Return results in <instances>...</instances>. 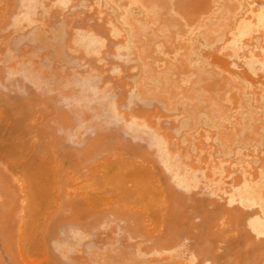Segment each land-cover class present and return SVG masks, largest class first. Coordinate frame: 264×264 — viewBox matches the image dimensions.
<instances>
[{
  "label": "bare ground",
  "instance_id": "obj_1",
  "mask_svg": "<svg viewBox=\"0 0 264 264\" xmlns=\"http://www.w3.org/2000/svg\"><path fill=\"white\" fill-rule=\"evenodd\" d=\"M5 1L0 0L3 3ZM19 1L18 7L11 0V3L15 4L20 10H18L19 12L13 11L17 16L11 13L13 4L10 5L11 9H7V3L10 1H6L4 6L1 7L2 9H7V13L8 10H11L9 15L12 14L10 17L14 16L12 19L6 11L0 10V19L5 24L2 25L0 20V30L3 29L1 30L2 33H0L2 35H0V56L3 55L0 57V72L3 70L7 74L1 72L2 76L4 74L7 77L5 76L3 80H0L2 85L0 86V91L2 90L0 93V123L4 119V114H2L4 108L2 109L1 105H4L5 110L8 112L7 114L5 112V117H7L5 120L9 119L8 117L11 119L19 117L21 113L20 109H18L19 105H27L26 107L28 108L35 106L39 115H37V112L35 113L36 108H33L34 111L30 108V111L32 110L35 116L33 114L30 116L31 112H28L29 116L26 115V119L22 118L25 121L23 120L24 122L18 125L22 127H19L20 131L15 127L16 132L19 131L18 133H10L11 125L13 127L16 124L13 125L12 123L10 128L6 125L7 128L5 129L9 131V133L7 132L9 135L7 134L8 136L2 139V143L0 139V144H2L0 146V155L5 158L3 160L0 157L2 159L0 160V264H64L65 262L66 264H199L195 260L198 255H194L202 247H205L206 250L205 248L204 251L201 249L200 254L201 252V256L205 254L209 247H207L206 243H209L212 234L218 240L215 235L217 230H211V233L208 227H202L199 232L197 228L196 231L190 229V233L198 232L194 236L199 241H202L204 246L199 245L200 242L197 243L198 240L196 241L195 237H192L198 246L197 244L193 245V251L188 252L189 254L185 253V249L182 250L184 243L179 246L182 251L178 248L180 244L175 239L178 238V233L181 232L179 230L185 232L192 227L189 226L192 223V219L188 222L187 218L192 215L190 214L191 210L194 209L195 212L197 211L196 208L199 210L201 207L200 210H203L200 211V219L205 220V224L208 219L210 220L209 217L211 215L208 218L206 217L207 221L202 218L207 213V210H205V204L207 203L202 204L201 200L196 199L201 202L200 205H205L204 208L198 202L199 206H196V208L183 207L190 211V215L187 217L186 213L188 211L186 209L182 208L185 213L179 210V207H181L179 205L181 200L179 197L184 195V191H189L190 195H188V198H192L191 190L196 189L197 191L194 190V192L201 193L202 188L206 189L207 193H204L206 190L203 189L204 194L201 195L209 194L206 196L212 200L213 206L219 205V203H214L215 201L213 200L217 202V197L221 193L226 194V203L232 204L230 207L228 205L224 206L223 203L221 206L219 205V209L224 206L223 211L228 208L224 213H219V210H216L218 213L215 210H211L212 212L215 211V219H217L220 228V232L217 235L218 237H224V240L219 239V241L225 242L226 239L237 234L240 240L243 239V244L241 245L240 240L237 239L239 244L237 243L236 246L232 241H227L228 245L233 244L235 248L232 249L231 247L234 246L231 245L229 248L232 251L231 257L227 258L230 256V252L227 251L229 255L227 253L228 256L226 258L230 259L233 255L234 261L239 262L243 257L242 255H245L244 258L249 259L247 260L248 262L246 259H242L245 264L246 262L247 264H264V248L259 249L264 244L260 242H264V156H261L264 151H260L263 154H259L258 151L262 149V144H264V0H93L92 2L90 0H86L87 2L76 0L79 3L78 6L83 5L82 8L77 6L75 0ZM69 1L71 5L75 2L74 4L76 5H73V7L77 6L80 9H78L79 12L84 8L80 17L78 16L79 13L77 12V15L75 12L78 11L77 9H73L72 6L70 7L71 9L68 8L70 6V4H67L70 3ZM92 4L98 7L95 8ZM84 5L86 6L84 7ZM38 6L39 8L41 7V12L35 11ZM54 6L57 7L54 8L55 10H59L54 11L52 8ZM86 7L88 8L87 10ZM91 8L93 9L91 10ZM199 8L205 11V15L203 14L204 11L201 13ZM66 10L70 13L66 12L63 16L68 15V17L62 16V18L59 17L60 15H55V12L60 11V14H62L61 11L64 13ZM70 10H75L73 12H75L78 19L74 14L72 15L73 12ZM85 10H90L92 13L88 12L91 13L88 14L86 12L85 14ZM197 11H200L201 14ZM93 12L95 13V18L93 19L96 21L99 19V21L96 23L93 20L95 24L91 25L89 21L91 17H94ZM43 13L46 17H48V14L50 16L54 14L52 17L61 18L60 20H58L59 18H54V21L56 19V21L62 22L65 19L66 23L63 21L65 26L61 27L63 23L59 22L58 24L55 21L57 25H60L55 29L57 25L52 23L53 18L51 17V24V20L48 21L47 18L44 20L45 16ZM33 14L36 18H34ZM41 16H43V19H41ZM83 16H86L85 19ZM6 17H9L10 21L12 20L11 26H8L9 21L5 20L8 25L4 22ZM68 18L74 23L77 22L78 27L73 24L72 29L70 26L71 21H66ZM72 18L75 19L73 20ZM79 22L82 25L84 24V27ZM3 26L4 28L7 26L6 29L9 27L10 31L6 33V29L2 28ZM26 26L30 27V29L28 30ZM48 26H51V28ZM63 27H65L66 31ZM24 28L25 34L23 35L19 31L23 32ZM12 31L17 33L15 37L10 36ZM60 31L67 32L66 37L63 36L65 33L61 36ZM256 31L258 34L254 35L253 33ZM18 32L24 37L27 36L25 37L26 39L33 37V40L36 39L35 42L38 39L40 42L38 41L39 43L37 44L32 43L34 42L33 40L28 39L29 41H27L30 42V45L39 44V47L36 46V49H34V45L30 46L27 44L30 48L26 45L24 48H14L15 51L18 50L20 53L14 52L13 49L11 51V44L7 42V37H10L8 38L9 41H11V38L12 40L13 38H18L12 41L13 43L15 42V46L19 43L22 44L21 42L23 41L21 40L24 37L21 35L20 37ZM101 32L105 33L104 36L102 35L103 37ZM32 33L35 34L32 35ZM108 34L111 38H108ZM227 34H229V37ZM17 35L18 37H16ZM57 35L63 37L60 40L69 37L61 42L65 45L63 47V50L65 49L64 52L60 49L62 45H59L60 40H58L59 37ZM55 37L58 38L56 40L59 43L54 42ZM243 37L247 40L242 39ZM252 38H254V41ZM27 41H24V43L26 44ZM49 42H54L56 44L54 47L59 45V49L54 50V43L47 49ZM5 44L10 46L6 47ZM51 47L54 48V51L63 52L61 53L63 55H65L66 50L68 52H66L67 55L71 50L77 51L76 53L73 51L70 53L71 58L73 56L75 61L76 59L78 61L81 57L88 58L89 56L88 62L90 63L93 59L92 56H96L97 58L94 57L95 61L91 62L94 64L98 63L99 66L97 64L92 66L93 63L88 65V62L85 61L87 59L84 60L83 58L81 59L87 64L81 59L80 62L84 63V65L81 64L84 67L87 65L85 67L86 70L84 67H80V63L79 66L77 65L79 61H76L77 64H72L74 62L71 59L72 67L64 64L65 62L60 61L61 59L59 60V58H57L58 61H55L54 57L56 55L51 51ZM41 48H44L42 50H47V52L42 51L44 55L40 53ZM257 48L259 53L254 50H257ZM239 49L247 51H244L245 56L242 59L245 68L243 67L244 69L238 72L232 70L229 64L235 63L234 61L232 63L231 59L235 60L236 57H240ZM49 50L54 55L50 57L57 65H53L51 58L48 59V54L51 55V52H48ZM35 51L40 53V55ZM244 53L242 52L241 54L244 55ZM61 54L58 53L57 56L59 57ZM74 55L77 56L75 57ZM105 55L113 57L114 59L110 57L113 61L107 59L108 56ZM234 56L236 57L233 58ZM46 57L51 62L47 61ZM227 57L228 59H226ZM229 57L231 58L230 62H228ZM98 59H100V62ZM115 59H119L118 61L124 63L125 66L121 65L122 62L120 65L124 66L125 70L120 65H116L118 61ZM46 62H49V64L46 65ZM59 62L62 63L60 64ZM103 62L109 64V68H106L107 65ZM76 65L78 66L77 68ZM102 65H106L105 68ZM65 66L66 68H64ZM67 66L70 71H67L69 70ZM98 67L100 68L98 69ZM73 70L75 73H72ZM75 70L77 72L78 70H84V72H78L77 75ZM257 71H261L262 74H257ZM110 75L112 77H109ZM8 77L13 78L14 81L10 80L12 78L9 80L12 84L14 83V86H11L10 81V84H8ZM16 77L18 80L15 79ZM53 80L56 82L54 85H57L55 88H51ZM2 81L4 84H2ZM22 81L27 82L30 87L25 83L26 85L23 84L24 86L22 87L26 88L19 89L20 87L17 86L22 85ZM49 82L52 84H49ZM5 87L8 89L13 88L11 98L14 99L17 98L15 97L17 96L15 92L18 89L19 93H24L23 89L31 88V90L28 94L22 93V95L18 96L22 97V99H19V103L7 96L11 92ZM51 91L55 94L53 93V95ZM63 106H66V108L64 109ZM27 111L29 110L27 109ZM27 111L23 112L24 115L27 114ZM24 115L22 114L21 117H24ZM76 117L77 121H80L78 125L76 121L77 128L79 127L81 131L75 128V124H71L73 120L75 123L76 119L72 118ZM80 117L82 120H80ZM8 121H4L5 124L9 125L11 123V121L9 123ZM70 121L71 123H67ZM4 122V126L0 125L1 128L5 127ZM12 122L14 121L12 120ZM20 122H22L21 119ZM70 124L71 126H69ZM66 125L69 127L67 128ZM63 127L65 128L63 129ZM82 127L83 130L86 127V129L90 130H84L86 132L84 135L82 134ZM61 129L63 132L66 129V132L63 133ZM111 129L112 131L115 129L117 136L122 129L121 133H123V130L125 134L129 133L131 140H144V145L140 144L142 146L139 147V152L135 146V149L131 146L134 150H129L130 148L128 147L125 149L124 143L121 141L125 139H122L124 136H121L122 138L119 137L120 141H117L119 140L117 136L116 140H107V135L109 134L110 136L114 133V131L112 133L108 131ZM11 130L14 132L13 128ZM53 130H57V133L61 131L63 134L59 132V136L64 135L65 137L67 132L68 136L72 131L74 134L77 131L78 138L76 134L72 133L70 135H74L79 141L81 138L85 141L81 140L82 144L80 145L77 141L78 146L75 144L77 140L74 139L75 137L68 136V138H65L62 136L67 141L71 139V143L73 139L75 140L72 144L65 141L69 143V145L67 144L68 146L62 140L64 146L61 144V138ZM91 131L92 133H90ZM35 132L36 134L38 133V137H41L38 138L36 134H33ZM3 133L5 137L6 132ZM86 134L90 137H87ZM81 135L82 137L80 138ZM107 141L111 142V146ZM126 141L124 140V142ZM73 144H75L74 150L66 149L70 148V146L73 149ZM259 145L262 146L257 147ZM29 149L33 153L29 152L28 155L27 151ZM126 151L132 152L127 153ZM248 151H251V153ZM256 151L257 157L255 156ZM133 152L136 155H133ZM252 153L255 156L253 158L251 156ZM247 156L251 157L247 158ZM67 157H70V159L75 157V159L70 160ZM231 157L232 159H230ZM260 157L263 160H260ZM63 158H66L69 164L65 163ZM69 161H73L72 163L75 166L77 164L78 167L75 168ZM80 162L84 163V165ZM256 162L261 164L258 163V165ZM63 163L68 166H64ZM82 166V170L85 169L83 170V172L85 171L84 173L81 171ZM84 166L87 167V170ZM13 167H15V171L11 170V168L14 169ZM78 168L80 169L79 172H82L81 174L76 171V169L79 170ZM159 172L160 176H158ZM162 175L164 177L161 179ZM227 176L235 181L230 180L232 183L227 182L228 184H225ZM162 180L164 181L162 182ZM200 182H202L204 187L202 185V188L200 187ZM236 182L237 184L235 185L234 183ZM230 183L233 185H229ZM228 186H230V189ZM172 188H176L174 190L177 191L176 193L179 196L175 192L172 194V191H174L171 190ZM198 188L201 189V192H198ZM177 189L183 191L181 195V191L178 192ZM170 193L172 197H178V203L176 201L177 198H174L176 203L171 199L170 201L168 200L171 197ZM212 195L213 197L215 196L214 199L211 198ZM220 197L219 199L224 198L221 195ZM182 198L184 200V197ZM193 198L195 197L193 196ZM196 200L195 202L190 201V205H194ZM184 201L181 204L184 205L186 202ZM185 205H188L187 202ZM240 206L246 207V209L254 206L255 211L252 210L256 213L250 210L253 215L252 217H247ZM231 207L236 208L233 209ZM215 208L218 209L217 207ZM211 211L209 209V213ZM260 211L261 213L259 214ZM173 213H179V217ZM182 213L185 215L183 216ZM196 213H199V211ZM80 214H83V216ZM170 217L171 219H169ZM173 217H181L176 219L180 221H183L185 217L187 218L185 223L183 222L186 220L182 223L177 221L179 224H183L182 228H185V231L179 225L176 227L177 222L174 223L175 226L174 224L172 225V222L175 221L172 220L174 219ZM243 217L246 219V224L245 222L243 223ZM84 219L86 220V223L84 221L85 226L82 225L84 224L83 222H80ZM164 219L167 221H163ZM215 219L213 217L211 222ZM231 219L233 222H230ZM203 220V223L200 224H204ZM68 221L70 223L79 222L81 226L71 223L75 229H72L73 226L71 224L65 227L66 224L64 222ZM87 221H89L88 225ZM93 221H97L98 225L96 222L94 223L100 229L109 230L115 228L114 231L117 232H119V229L120 231L122 230L121 233H117L111 229L110 233L108 231L106 233L111 235L114 233V237H117L116 235L119 237V234H121L120 238L129 242V246H127V242L125 243L124 240H120L118 237L111 241L110 239H113V236L112 238L109 236V238L102 229L100 231H103L104 237L106 236L103 238L104 241L106 238V241H109L106 243V241L101 240L104 243L102 245V243H99L101 241L94 242L91 240V244H89V233H95L94 231L97 229L99 231V228H95L96 225L92 223ZM162 222L164 224L167 222L166 226ZM112 223V226L115 225L114 227L111 226ZM186 223L189 224L187 225ZM241 223L244 224V226L242 225L243 230L241 227L239 230L241 229L244 233L245 227H248L250 230L245 231L246 237H251L249 232H253L254 237H259L260 246L253 243V239L252 242L250 238V241L247 240L248 238L246 239L245 235L238 230L236 226L238 224L241 226ZM60 224H64V227L68 230L62 229V231L67 232L65 235L64 231L63 235L58 232V230L61 231L59 228L63 226ZM161 224L162 227H160ZM167 224L169 229L163 228H167ZM184 224H186L185 227ZM57 225H60V227ZM86 225L88 228L91 225L95 226L94 229L91 227L94 231L92 229H90L92 231L89 230L90 232L85 231V228L88 229ZM105 225H110L109 227L111 228L108 226L104 227ZM53 226H57L58 230H55L56 228L52 229ZM82 226L85 227L83 230ZM118 226H120L119 229ZM123 226L125 230L122 229ZM200 226L198 227L200 228ZM125 227H129V231ZM175 227L180 229L174 230L176 229ZM186 227L189 228L186 230ZM50 229L52 232L53 230L57 232L54 231L52 234H55L50 236ZM126 230L128 232L131 230V232L127 233ZM97 231L96 233L100 232ZM56 233L59 234L56 235ZM101 233L98 235H101ZM135 233H138L139 236ZM192 233L191 236H193ZM209 233L210 236L208 235ZM241 233L245 238L242 237ZM95 234L91 235V237H96L97 235ZM47 235L50 238L56 235L58 240L52 239V241ZM134 235L135 238L138 237L140 240L132 241ZM260 236L263 238L261 239ZM85 239H88L87 242ZM193 239L192 244H194ZM82 240L89 244L86 245L87 248L83 246L86 244L85 242L84 244L82 243L83 245L81 244ZM148 240L150 244L152 243L151 245L149 244L150 246L147 244ZM212 240L214 241V238ZM174 241L177 246H175ZM143 242L147 244V247H144L145 244ZM95 243H99V245ZM213 243L214 246L211 243L212 246L208 250L214 252V257V255H218L222 251L219 250L222 247L216 241ZM254 244L258 248H253L255 247ZM215 245H218L219 249ZM140 246L144 247V249ZM209 251L206 253L209 254ZM1 252L6 256L7 260H5L8 262L3 260L5 256H2ZM49 252H51V256ZM222 254L220 253L219 255L221 256ZM186 255L187 257H185ZM210 255L212 256L211 253ZM225 255L223 254L221 257L227 262ZM230 260L233 261L232 259ZM229 263L232 264L233 262L229 261ZM244 263L242 262V264Z\"/></svg>",
  "mask_w": 264,
  "mask_h": 264
},
{
  "label": "rangeland",
  "instance_id": "obj_2",
  "mask_svg": "<svg viewBox=\"0 0 264 264\" xmlns=\"http://www.w3.org/2000/svg\"><path fill=\"white\" fill-rule=\"evenodd\" d=\"M2 1H5V0H2ZM6 1H7V2L10 1V2H8V3H11V0H6ZM6 1H5V3H6ZM12 1H14L13 3H15L16 5H18V1H19V0H18V1H17V0H12ZM16 1H17V2H16ZM45 1H47V0H45ZM84 1H86V0H84ZM88 1H89V0H88ZM90 1L92 2L93 0H90ZM69 2H70V1H69ZM75 2H76V0H75ZM75 2H74V3H75ZM86 2H87V1H86ZM0 3H1V4H0V5H1V6H0V10H1V9H2L1 7L4 6L5 3H3V2H0ZM8 3H7L8 7L6 6L7 9H9V8L11 9V6H10V5H12L13 3H11V4H8ZM72 3H73V2H72ZM74 3H73L72 5H71V2H70V3H67V4H70V6L68 5V6H69L68 8L71 9V8H70L71 6L73 7V5H76V4H77V6H78V4H79L78 2H76V4H74ZM88 3H90V2H88ZM2 4H3V5H2ZM15 4H13L14 6H12L13 8L11 9V10H12L11 13L15 14L14 16H17V14H16L15 12H13V11H17V12H19L20 10L16 7ZM254 4L256 5V3H254ZM19 5H20V1H19ZM19 5H18V7H19ZM92 5H93V4H92ZM77 6H76V7L74 6L75 8L73 7V9H75V10L77 9V10H78V9H79L78 7H80V6H81V8L83 7V5H80V6H78V7H77ZM85 6H86V5H84V7H85ZM93 6H94L95 8L98 7V6H96V5H93ZM93 6H92V7H93ZM14 7H15V8H14ZM38 8H39V6H38ZM38 8H36L35 11H36V10L40 11L41 7H40L39 9H38ZM52 8L54 9V8H57V7L54 6V7H52ZM52 8H51V9L49 8V9H50V10H53ZM59 8H60V7H59ZM64 8H66V7H64ZM68 8H67V9H68ZM95 8H94V9H95ZM7 9H6V10H7ZM20 9H21V7H20ZM60 9H61V8H60ZM83 9H84V8H83ZM83 9H81V11H80L81 13L79 12L80 9H79L78 11H75V10H70V11H72V12L75 11L76 14H77V12H78L79 15H78V14H77V15L80 17V15L83 13V12H82ZM87 9H88V8L86 7V10H87ZM92 9H93V8H91V10H92ZM199 9H200V8H199ZM199 9H198V10H199ZM201 9H202V8H201ZM201 9H200V10H201ZM2 10L6 11L5 8L2 9ZM11 10H8V13H7V11H6V13L9 15V11H11ZM18 10H19V11H18ZM58 10H59V9H58ZM58 10H57V9H56V10L54 9V11H58ZM63 10H65V9H63ZM63 10H62V11H63ZM86 10L84 11L85 14H86V12H87V13H88V12H91V13H92V11H90V10H89V11H86ZM62 11H61L62 14H60V11H59V12H55V13H56L55 15H57V16L60 15L59 17H62L63 14H65V13L67 12V10H66L64 13H63ZM203 11H204V10H201V13H203ZM36 12H37V11H36ZM36 12H35V14H37ZM40 12H41V11H40ZM49 12H50V11H49ZM51 12H52V11H51ZM75 12H73L72 15L74 14V16H76ZM95 12H96V9H95ZM197 12L200 13V11H197ZM4 13H5V12H4ZM47 13H48V12H47ZM53 13H54V12H53ZM53 13H52V14H53ZM67 13H70V12L68 11ZM91 13H88V14H91ZM201 13H200V14H201ZM38 14H39V13H38ZM40 14H41V13H40ZM43 14H44V13H43ZM93 14H94V15H93L94 17H91V20H92V21L95 20V19H93V18H95V13L93 12ZM203 14L205 15V11H204ZM11 15H12V14H10L9 17H10ZM33 15H34V14H33ZM41 15H42V14H41ZM53 15H54V14H53ZM53 15H52V16H53ZM69 15H70V14H69ZM72 15H70V16H72ZM83 15H84V14H83ZM14 16H12V17H10V18L12 19ZM36 16L39 17L38 15H36ZM44 16H45V14H44ZM47 16H48V17L45 16V19H44V20H46V18H47V20L50 21L52 16H50L49 14H48ZM49 16H50V17H49ZM57 16L52 17V18H53V19H52L53 22H52V20H51L50 23L52 22V23H54L55 25H57L56 23L58 22V20L61 19V18H59V17H57ZM65 16L68 17V15H65ZM65 16H63V17H65ZM86 16H87V15H86ZM86 16H85V17H86ZM89 16H90V15H89ZM9 17H8V18H9ZM42 17H43V16H41V19H43ZM63 17H62V18H63ZM76 17H77V16H76ZM83 17H84V16H83ZM85 17H84V19H85ZM87 17H88V16H87ZM8 18H7V17H6V19L4 18V22H6L5 20H7V22L9 21V22H8L9 25L7 24V22H6V24H7L8 26H11L12 24L10 25V23H12V22H11L12 20L10 21V19H8ZM34 18H36L35 15H34ZM39 18H40V17H39ZM39 18H38V19H39ZM48 18H49V19H48ZM54 18H56V19L59 18L57 21H56V19H55L56 23H55V21H54ZM88 18H89V17H88ZM88 18H87V19H88ZM72 19H73V18H72ZM74 19H75V18H74ZM74 19H73V20H74ZM77 19H78V17H77ZM77 19H76V20H77ZM96 19H97V18H96ZM0 20H1V19H0ZM62 20H63V19H62ZM64 20H65V19H64ZM64 20H63V21H64ZM69 20H70V18H68L66 21H69ZM91 20L89 21V22H91V25H92V24H95L94 21L92 22ZM1 21H2L1 24H2V25H5V24L3 23V20H1ZM63 21H62V22L59 21V22H60V23H63ZM70 21H71L70 23L72 24V25L70 24L71 28H72V26H74L73 24H75V26L77 25L76 27H78V24H76L77 22L74 23V22H72V20H70ZM87 21H88V20H87ZM87 21H86V22H87ZM95 21H96V20H95ZM97 21H99V19H97ZM97 21H96V23H97ZM100 21H101V20H100ZM59 22H58V24H59ZM64 22H65V21H64ZM193 22H194V21H193ZM50 23H49V24H50ZM52 23H51V24H52ZM65 23H66V22H65ZM67 23H68V22H67ZM79 24L82 25V23H80V22H79ZM55 25H54V26H55ZM67 25H68V24H67ZM83 25H84V24H83ZM83 25H82V26H83ZM87 25H88V24H87ZM52 26H53V25H52ZM58 26H60V25L55 26V27H56L55 29H57ZM62 26H65L64 23H63V25L61 24V27H62ZM109 26H110V24H109ZM109 26H108V27H109ZM6 27H7V26H5V28H4V26H3L2 28L6 29ZM26 27H27V26H26ZM26 27H25V28H26ZM48 27L51 28V26H48ZM66 27H67V26H66ZM76 27H75V28H76ZM79 27H80V26H79ZM83 27H84V26H83ZM25 28H24V31H23V32L19 31L21 34L23 33V35L25 34ZM27 28H28V30L30 29V27H27ZM63 28H64V30H65V27H63ZM75 28H74V29H75ZM67 29H68V28H67ZM72 29H73V28H72ZM1 30H3V29H1ZM1 30H0V33H2ZM11 30H12V29H11ZM13 30H14V28H13ZM22 30H23V29H22ZM53 30H54V29H53ZM60 30H61V29H60ZM69 30L71 31L70 28H69ZM5 31H6V33H7L8 31H10L9 27H8ZM5 31H4V32H5ZM14 31L17 32L16 30H14ZM26 31H27V29H26ZM30 31H31V30H30ZM30 31H29V33H30ZM65 31H66V30H65ZM108 31H109V30H108ZM108 31H106V32H108ZM19 32H18V33H19ZM27 32H28V31H27ZM27 32H26V34H28ZM61 32H62V34H61ZM67 32H68V30H67ZM67 32L60 31V35L62 36V35L65 33V35H63V36L66 37V33H67ZM103 32H104V31H103ZM103 32H101V33H103ZM110 32H111V31H110ZM256 32H257V31H256ZM256 32H254L253 34H254V35L258 34V32H257V33H256ZM20 33L18 34L19 36L21 35ZM3 34H4V33H3ZM15 34H17V33H13V31H12V32L10 33V36L15 37ZM33 34H35V33H32V35H33ZM106 34H107V33H106ZM112 34H113V33H112ZM0 35H1V34H0ZM5 35H6V34H5ZM18 35H17L16 37H18ZM23 35H21V36L24 37ZM32 35H31V36H32ZM102 35L104 36L105 33L101 34V36H102ZM108 35H109V34H108ZM110 35H111V33H110ZM110 35H109L108 38H111L112 35H111V36H110ZM227 35H228V37H229V34H227ZM227 35H225V36H227ZM1 36H2V35H1ZM21 36H20V37H21ZM28 36H29V34H28ZM57 36H58V35H57ZM61 36H58L59 39H58L57 37H55V40H56V38H57L58 40H60L61 38H63V37H61ZM67 36H69V35L67 34ZM103 36H102V37H103ZM25 37H27V36H25ZM25 37H24V39H22V40L19 39V40H21V41H23V42H21L22 44L19 43L20 45H19V44H18V45L16 44L17 46H15V42L13 43L12 41L17 40L18 38H17V39H16V38H13V40H12V38H11V39H10L11 41H9L8 38H10V37H7V42H9V43L11 44V47H12V48L10 47V50L13 49L14 52L17 51V53H20V52H18V50L15 51L14 48H17V47H18V48H20V47L24 48L25 45H26V46L30 45V44H29L30 42H28V41H29V40L32 41V40H33V39H32L33 37H32L31 39L28 38L29 40L26 39ZM29 37H30V36H29ZM113 37H115V36L113 35ZM113 37H112V40H113ZM228 37H226V38H228ZM244 37H245V36H244ZM244 37H243L242 39L247 40V39H245ZM247 37H248V36H247ZM247 37H246V38H247ZM35 38H36V37H35ZM37 38H38V37H37ZM39 38H40V37H39ZM68 38H69V37H67V39H68ZM115 38H116V37H115ZM115 38H114V39H115ZM14 39H15V40H14ZM25 39H26V40H25ZM67 39L65 38L64 40H67ZM117 39H118V36H117ZM252 39H253V41H254V38H252ZM252 39H251V40H252ZM27 40H28V41H27ZM35 40H36V39H35ZM35 40H33L34 42H32V43H36V44H37V43L40 42L38 39H37V42H35ZM52 40H53V39H52ZM55 40H54V42L56 43L58 40H56V41H55ZM64 40H60L59 42L61 43V42L64 41ZM107 40H108V39H107ZM107 40H106V41H107ZM24 41H27L28 43L26 42V44H25ZM38 41H39V42H38ZM249 41H250V40H249ZM263 41H264V40H263ZM54 42H52V43L49 42L50 44L48 45V48H47V49H49V48H50L49 46H50L51 44H53ZM59 42H57V43H59ZM107 42H109V41H107ZM114 42H115V40H114ZM114 42H113V43H114ZM245 42H246V41H245ZM250 42H251V41H250ZM5 43H6V42H5ZM55 43L53 44V47L56 45ZM60 43H59V45H62V46H61L62 48H60V49L63 50V47H64L65 45H63L62 43L60 44ZM65 43H66V42H65ZM65 43H64V44H65ZM109 43H110V42H109ZM261 43H262V42H261ZM27 44H28V45H27ZM36 44H35V45H34V44H31V45H34V47L32 46L34 49H36V46L39 45V44H38V45H36ZM111 44H112V41H111ZM263 44H264V43H263ZM5 45H6V44H5ZM5 45H3V46H5ZM31 45H30V46H31ZM40 45H41V44H40ZM59 45H58V47H59ZM3 46H2V47H3ZM9 46H10V45H8V46L6 45V47H9ZM26 46H25V47H26ZM30 46H28V47L30 48ZM43 46H44V45H43ZM263 46H264V45H263ZM6 47H5V48H6ZM32 47H31V48H32ZM38 47H39V46H38ZM53 47H51V48H52L51 51H53V52L55 53V55H56V56L54 57L55 61H56V60L58 61L57 58H59V60L61 59L60 61L65 62L64 64H67L68 66H71V67H72V65H71V62H72L71 59L73 60V56H72V58H71V54H70V53H71L72 51H73V52H75V51H74V50H71V52L69 53L70 56H68L69 54L67 55V53H68L67 50H66L67 53L65 52V55H63V54H61V53H63L65 49L63 50V52H61V51L59 52V50H57V51H58V52H57V51H54V50H56L58 47H57V46L54 47L55 49H54ZM18 48H17V49H18ZM7 49H9V48H7ZM39 49H40V48H39ZM42 49H44V48H41V50H40L41 52H40V53H42V51L47 52V50L45 51V50H42ZM53 49H54V50H53ZM58 49H59V48H58ZM245 49H246V48H245ZM245 49H244V51L246 52L247 50H245ZM3 50H4V47H3ZM37 50H38V48H37ZM242 50H243V49H241V50L239 49V50H238V51H240V55H239L240 57L245 56V53H244V51H242ZM254 50L256 51V53H259V52H258V48H257V50H256V49H254ZM11 51H12V50H11ZM19 51H21V50L19 49ZM51 51L49 50L48 52H51ZM69 51H70V50H69ZM204 51H206V50H204ZM0 52H1V51H0ZM3 52H4V51H3ZM35 52L37 53V51H35ZM38 52H39V51H38ZM76 52H77V51H76ZM76 52H75V53H76ZM78 52H79V51H78ZM80 52H81V51H80ZM242 52L244 53V55L241 54ZM17 53H16V54H17ZM40 53H37V54L40 55ZM58 53L61 54V55H59V57L57 56ZM75 53H73V54H75ZM238 53H239V52H238ZM2 54H3V53H2ZM42 54L44 55V53H42ZM42 54H41V55H42ZM47 54H48V53H47ZM78 54L80 55V53H78ZM84 54H85V53H84ZM45 55H46V54H45ZM79 55H78V57H80ZM81 55H83V54H81ZM102 55H103V54H102ZM102 55H101V56H102ZM2 56H3V55H2ZM2 56H0V57H2ZM48 56H49V58L46 57V60L49 61V62H51V61H50V60H52L51 57H53L54 55H52V52H51V55L48 54ZM50 56H51V57H50ZM74 56H75V55H74ZM76 56H77V55H76ZM76 56H75V57H76ZM90 56H91V55H90ZM105 56H108V57H109V55H105ZM105 56H103V57H105ZM78 57H77V58H78ZM85 57H87V56H85ZM92 57H93V59H92L91 61H93V60L95 59L94 57H96V56H92ZM108 57H107V59H111V58H113V57H111V56H110L111 58H110V57L108 58ZM235 57H236V56H234L233 58H235ZM240 57H239V58L236 57V59H235L236 61H235L234 59H231V58L229 57L228 62H230V59L232 60V63H233V61L235 62L234 64H229V65H231L230 68H231L232 70H236V71L239 72V71H241L242 69L245 68V66H244L245 64H244V62H243V60H242V59H244V57H243V58H240ZM35 58H36V60H37V56H36ZM47 58H48V59L51 58V59L48 60ZM81 58H83L84 60L87 59V60H85V61H87V62H88V60H89V59H88L89 56H88V58H84V57H81ZM81 58H80V59H81ZM96 58H97V57H96ZM237 58H238V59H237ZM74 59H75V58H74ZM80 59H78L79 62H78L77 59H76V61L78 62V64L76 63L75 60H73L74 63H72V64H75V63H76V64L79 66V63H80V65H81V64L84 65V63L82 62V61H84V60L81 59V60H82V61H81L82 63H81V62H80ZM90 59H91V57H90ZM101 59H102V57H101ZM105 59H106V58H105ZM107 59H106V61H107ZM113 59H114V58H113ZM113 59H111V60L113 61ZM226 59H228V57H227ZM115 60H116V59H115ZM118 60H119V59H117L116 61H118ZM240 60H241V61H240ZM55 61L52 60L53 65H57V63H56ZM70 61H71V62H70ZM85 61H84V62H85ZM91 61H90V63L88 62V65L91 64V63H93V62H91ZM94 61H95V60H94ZM98 61L100 62V59H98ZM102 61H103V60H102ZM49 62H48V63L46 62V65L49 64ZM54 62H55L56 64H55ZM114 62H115V61H114ZM121 62H122V61H121ZM121 62H120V61L116 62V65H117V66L120 65ZM59 63H60V62H59ZM61 63H62V62H61ZM61 63H60V64H61ZM85 63H86V62H85ZM103 63H104V62H103ZM107 63H108V62H107ZM111 63H112V62H111ZM117 63H119V64H117ZM86 64H87V63H86ZM96 64L99 66L98 63H96ZM96 64L93 63V65H92V64H91V65L94 66V65H96ZM104 64H106V63H104ZM113 64H114V63H113ZM122 64L124 65L123 62L121 63V65H122ZM50 65H51V63H50ZM53 65H51V66H53ZM58 65H59V64H58ZM77 65H76V68L78 67ZM82 65H81L80 67H84V66H82ZM91 65H90V66H91ZM100 65H101V64H100ZM106 65H107L108 67H107ZM106 65H105L106 68H109V64H106ZM114 65H115V64H114ZM121 65H120V67H122ZM61 66H62V65H61ZM68 66H67V68H68ZM73 66H74V65H73ZM92 66H91V67H92ZM102 66H103V65H102ZM105 66H103V68H105ZM111 66H113V65H111ZM111 66H110V67H111ZM124 66H125V65H124ZM124 66H123V67H124ZM232 66H233V67H232ZM53 67H54V66H53ZM56 67H57V66H56ZM74 67H75V66H74ZM74 67H73V68H74ZM85 67H87V65H86ZM85 67H84V69H85ZM95 67L97 68V66H95ZM120 67H119V68H120ZM123 67H122V68H123ZM243 67H244V68H243ZM64 68H66V66H65ZM73 68H72V69H73ZM99 68H100V67H98V69H99ZM3 69H5V68H3ZM68 69H69V68H68ZM74 69H75V68H74ZM78 69L80 70V68H78ZM81 69H82V68H81ZM123 69H124V68H123ZM1 70H2V69H1ZM79 70H78V72H82V71L84 72V70H81V71H79ZM85 70H86V69H85ZM124 70H125V69H124ZM258 70H259V69H258ZM260 70H261V69H260ZM65 71H66V70H65ZM67 71H70V69L67 70ZM75 71H76V70H75ZM236 71H235V72H236ZM1 72L4 73V74H6V73H5L6 71L3 72V70H2ZM1 72H0V80H3V77H5L7 74H6L5 76H4V74H3V76H2ZM71 72H72V71H71ZM78 72L76 71L77 75H78ZM107 72H108V71H107ZM262 72H263V71H262ZM65 73H66V72H65ZM68 73H69V72H68ZM72 73H75L74 70H73ZM259 73H260V75L262 74L261 71H259V72L257 71V74H259ZM105 74H107V73H105ZM108 74H109V72H108ZM110 74H111V72H110ZM113 75H114V74H113ZM16 76H17V75H16ZM263 76H264V75H263ZM6 77H7V76H6ZM12 77H13V76H12ZM12 77H8V78H7V79H8V81H7L8 84H10V82H11L10 80H13V78L15 77V75H14L13 78H12ZM77 77H78V76H77ZM109 77H112V75H110ZM254 77H256V76L254 75ZM10 78H12V79H10ZM73 78H74V77H73ZM75 78H76V76H75ZM7 79H6V80H7ZM9 79H10V80H9ZM15 79H17V77H16ZM108 79H109V78H108ZM110 79H112V78H110ZM113 79H114V78H113ZM6 80H4L5 83H7ZM17 80H18V79H17ZM9 81H10V82H9ZM13 81H14V80H13ZM15 81H16V80H15ZM20 81H21V80H20ZM0 82H1V81H0ZM2 82H3V81H2ZM17 82H18V81H17ZM51 82H52V80H51ZM15 83H16V82H15ZM18 83H20V82H18ZM25 83L27 84V82H23V81H22V85H19V86H17V87H20L19 89H21V88H26V87H22V86H24L23 84H25ZM2 84H4V82H3ZM26 84H25V85H26ZM49 84H52V83L49 82ZM54 84H56V82L53 80V84L51 85V86H52L51 88H55V87L57 86V85L55 86ZM12 85L14 86V83L12 84V82H11V86H12ZM28 85H29V84H27V86H28ZM0 86H2V85L0 84ZM9 86H10V85H9ZM48 86H49V85H48ZM3 87H4V86H3ZM17 87H16V89H18ZM28 87H30V85H29ZM28 87H27V88H28ZM9 88H10V87H9ZM0 89H1V88H0ZM5 89H8V88L5 87ZM5 89H4V91L6 92ZM14 89H15V87H14ZM19 89H18V91H19ZM28 89H29V90H28ZM28 89H25L26 92H25V90L23 89V91H24L25 94H26V93L28 94L29 91L31 90V88H28ZM9 90H10L11 93H10V94L8 93V95H7V94H6V95H7L8 97L10 96V98H11V94H12L13 88L11 87V89H8V91H9ZM32 90H34V88H32ZM1 91H2V90H1ZM1 91H0V93H1ZM8 91H7V92H8ZM14 91H15V90H14ZM18 91H17V92H18ZM27 91H28V92H27ZM34 91H35V90H34ZM17 92H15V94H17V96H15V97H17V98H16L17 100L14 99V98H11V99H14L15 101H18V102H19V99H22V97H18V96H19V95H22L23 92H22V93H19V92H18L19 94H18ZM51 92H52V91H51ZM2 93H3V92H2ZM24 93H23V94H24ZM53 93H54V92H52V94H53ZM3 94H5V93H3ZM15 94H13V95H15ZM31 94H32V93H31ZM50 94H51V93H50ZM54 94H55V93H54ZM54 94H53V95H54ZM51 96H52V95H51ZM12 97H13V96H12ZM20 101L22 102V100H20ZM19 103H20V102H19ZM16 106H17V105H16ZM19 106L22 107V108H20ZM19 106H17V107H19L18 109H20L19 111H21L19 117H18V118H14L15 120H14L13 118L11 119L10 117H8L9 119L5 120V118H7V117H5V112H6V114H7L8 112L5 110L4 105H1L2 109L4 108V109H3L4 111L1 109V111L4 112V113L2 112V114H4V119H2L3 121L1 120L2 123H0V125L2 126L4 121L7 122V121L9 120L8 123L11 121V123H10L9 125H8L7 123L5 124V122H4L5 127H3V128H1V126H0V130H2V132H0V135H2V137H0V139H1V143H2V139H3V138H6V136L9 135V134H8L9 131H6L7 129H5V128H7L8 126H9V128H10V125H11L12 123H13V125L16 124V125H14L13 127H12V125H11V129L13 128V129H14V132L10 129V131H11L10 133H12V134H14V133H18V132L20 131V128H22L21 125H20V126H18V125L21 124V123H23V122L25 121V120L22 119V118H25L26 115H28V112H29V113L31 112V114H29L30 116H32V114H33V116H35V114L32 112L33 108H34V109L36 108L35 106L32 107V108H31V107H29V108L26 107L27 105H26V106H25V105H23V106H22V105H19ZM28 106H29V105H28ZM30 106H32V105H30ZM55 106H56V105H55ZM59 106H60V105H59ZM91 106H92V105H91ZM51 107H52V106H51ZM24 108H26V110H24ZM30 108L32 109L31 111H30ZM60 108H62V107H60ZM63 108L65 109L66 106H65V107L63 106ZM63 108H62V109H63ZM22 109H23L24 111H27V109H28L29 111H27V112H26L27 114L24 115L25 112H24ZM22 111H23L24 113H23ZM33 111H34V110H33ZM37 111H38V110H37V108H36V109H35V113H36ZM88 113H89V112H88ZM22 114L24 115V117H23V116L21 117ZM78 114H79V113H78ZM80 114H81V113H80ZM29 115H28V116H29ZM37 115H39L38 112H37ZM73 115H74V114H73ZM73 115H72V116H73ZM83 115H85V114H83ZM6 116H9V115H6ZM78 116H79V115H78ZM78 116H77V117H78ZM80 116H81V115H80ZM70 117H71V116H70ZM74 117H75V115H74ZM77 117H76V118H72V119H76V120H75V123H74V120L72 121L73 123H71V121H70V122H67V123H71V124H73V125L75 124L76 127H75V126H74V127L77 128V125H78L79 122H80V121H77ZM84 117H85V116H84ZM84 117H82V118L84 119ZM18 119H19V121H18ZM20 119H21L22 122H20ZM25 119H26V118H25ZM70 119H71V118H70ZM78 119H79V118H78ZM162 119H164V118H162ZM12 120H13L14 122H12ZM16 120H17V122H16ZM23 120H24V121H23ZM80 120H82L81 117H80ZM76 121L78 122L77 125H76ZM25 123H26V122H25ZM71 124H70L69 126H71ZM6 125H7V127H6ZM73 125H72V126H73ZM3 126H4V125H3ZM23 126H24V125H23ZM66 126H67V128L69 127L68 125H66ZM66 126H65V127H66ZM115 126H116V125H115ZM15 127H16L17 129H19L18 132H16ZM19 127H20V128H19ZM53 127H54V126H53ZM65 127H63V129H64ZM9 128H8V130H9ZM31 128H32V127H31ZM67 128H66V129H67ZM75 128H74V129H75ZM86 128H87V127H86ZM86 128L84 129L85 131L90 130V129H86ZM91 128H92V127H91ZM114 128H115V127H114ZM117 128H118V127H117ZM3 129H5V130L3 131ZM32 129H33V128H32ZM55 129H56V128H55ZM55 129H54V130H55ZM66 129H65V130H66ZM74 129H73V130H74ZM77 129L79 130V127H78ZM94 129H95V128H94ZM118 129H120V128H118ZM118 129H117V130H118ZM34 130H35V129H34ZM34 130H33V131H34ZM54 130H53V131H54ZM61 130H62V129H61ZM65 130H64V132H66ZM68 130H69V129H68ZM75 130H76V129H75ZM75 130H74V131H75ZM82 130H83V127H82ZM84 130H83V133H82V134L85 135L86 132H84ZM91 130H92V129H91ZM21 131H22V130H21ZM53 131H52V132H53ZM79 131H81V129H80ZM79 131H78V133H79ZM92 131H93V130H92ZM92 131H91L90 133H92ZM108 131H111V133L114 131V133H112V134H113L112 137H111L112 134L109 136V134L107 135L106 132H105V134L107 135V140H109V141H110V139L113 140V139H115V138H117V137H118V139H119V137L122 138L121 136H124L122 139L125 138L124 140H127L128 142H127V141L124 142V140H121V139H119V140H117V141H120V140H121V141L124 143L123 145L125 146V149H126V147H128V148H130L129 150H131V149H133V148H131V146H133V147L135 146V147L137 148L138 152H139V147L142 146V145L140 146V144H143V145H144V143H143L144 140H142V139H141L140 141L135 140V141H136V142H135L133 139L131 140V138H130L129 135H128L129 133L125 134L124 130H123V133H121V132H122V129L120 130V132H118V133H119L118 136H117V134H116V132H115V129H114L113 131H112V129H111V130H108ZM118 131H119V130H118ZM3 132H6V133H5V137L3 136V135H4ZM7 132H8V133H7ZM28 132H29V131H28ZM36 132H37V130H36ZM36 132L33 133V134H36ZM55 132L57 133V130L54 131V133H55ZM59 132L62 133L63 130H62V132H61V131H58V133H59ZM64 132H63V133H64ZM69 132H70V130H69ZM93 132H94V131H93ZM1 133H2V134H1ZM31 133H32V131H31ZM56 133H55V134H56ZM58 133H57V136L60 135V134H58ZM63 133H62V134H63ZM72 133L74 134L73 131H72ZM72 133H69L68 136H71L72 138L75 137V136H74L75 134H76V136H77V131H76V133H75L73 136L70 135V134H72ZM107 133H108V132H107ZM109 133H110V132H109ZM7 134H8V135H7ZM37 134H38V133H37ZM37 134H36V136L38 137ZM67 134H68V132H67ZM67 134H66V137L68 138ZM80 134H81V133H80ZM87 134H89V132H87ZM87 134H86V135H87ZM94 134H95V133H94ZM89 135H90V134H89ZM92 135H93V134H92ZM29 136H31V135H29ZM62 136L65 137L64 135L59 136V137L61 138V142H62L61 144H62V145H64L66 142H70L71 139H68L69 141H67V140L64 139ZM90 136H91V135H90ZM90 136L87 135V137H90ZM116 136H117V137H116ZM33 137H34V135H33ZM40 137H41V136H40ZM40 137H38V138H40ZM66 137H65V138H66ZM81 137H82V135L80 136V138H81ZM83 137H84V136H83ZM85 137H86V136H85ZM87 137H86V139H87ZM69 138H70V137H69ZM77 138H78V136H77ZM77 138L75 137L74 139L76 140ZM74 139L72 140V143L75 141ZM62 140H64V144H63V141H62ZM81 140L83 141L84 139L81 138ZM81 140H80V141H81ZM115 140H116V139H115ZM65 141H66V142H65ZM77 141H78V144H79V145L82 144V141H81V143H79L80 141H79L78 139L75 141V144H77V143H76ZM84 141H85V140H84ZM109 141H107V142L109 143ZM112 142H114V141H112ZM115 142H116V141H115ZM70 143H71V142H70ZM72 143H71V144H72ZM67 144L69 145V143H66L65 145H67ZM71 144H70V145H71ZM75 144L72 145V146H73V147H72L73 149H71V146H70V148H66V149H67V150L70 149V151H71V150H74V146H75ZM78 144H77V145H78ZM109 144H110V146H111V142H110ZM1 145H2V144H0V146H1ZM65 145H64V146H65ZM68 145H67V146H68ZM79 145H78V146H79ZM112 145H113V144H112ZM262 145H263V146H262ZM262 145H261V146H262V149L260 148L261 150H258V151H259V154H263V153L260 152V151H262V150L264 151V148H263V147H264V144H262ZM124 146H123V147H124ZM261 146L259 145V146H257V147H261ZM76 147H77V146H76ZM118 147H119V146H118ZM118 147H116V148L118 149ZM135 147H134V149H135ZM112 148H113V147H112ZM206 148H207V145H206ZM209 148H210V147H209ZM113 149H115V148H113ZM119 149H120V147H119ZM134 149H133V150H134ZM257 149H258V148H257ZM0 150H1V147H0ZM115 150H116V149H115ZM120 150H121V149H120ZM122 150L125 151L124 149H122ZM133 150H132V151H133ZM212 150H215V149H212ZM70 151H69V152H70ZM132 151H130V152H129V151H126V152H127V153H128V152L131 153ZM25 152H26V151H25ZM27 152H28V155H29L30 149H29ZM27 152H26V153H27ZM31 152L33 153V151H31ZM31 152H30V153H31ZM134 152L136 153V151H134ZM134 152H133L132 154H133V155H136ZM246 152H247V151H246ZM248 152L251 153V151H248ZM32 153H31V154H32ZM67 153H68V152H67ZM67 153H66V155H67ZM71 153H72V152H71ZM71 153H70V157H71ZM256 153H257V151L255 152V154H256ZM1 154H2V153H1ZM63 154H64V153H63ZM138 154H139V153H138ZM213 154L215 155L214 152H213ZM250 155H251V154H250ZM67 156H69V155H67ZM251 156H252V158H253V156H254L253 153H252ZM251 156H247V158H248V157H251ZM255 156L257 157V154H256ZM255 156H254V157H255ZM261 156H264V154L261 155ZM0 157H1L3 160L5 159V158L3 157V155H0ZM60 157H61V156H60ZM62 157H63V155H62ZM62 157H61V158H62ZM64 157H65V156H64ZM70 157H67V158L70 159ZM73 158L75 159V157H72L70 160H72ZM260 158H261V159H260ZM260 158H259L260 160H263L262 157H260ZM2 159H0V160H2ZM230 159H232V157H231ZM249 159L251 160V158H249ZM257 159H258V158H257ZM63 161H65V163L67 162V164H69V163H68V160L66 161V158H65V159L63 158ZM63 161H62V162H63ZM74 161H75V160H74ZM69 162H70V161H69ZM72 162H73V161H72ZM72 162H70V163H72ZM263 162H264V161H263ZM263 162H262V163H263ZM76 163H78V162H76ZM80 163H82V162H80ZM254 163H255V162H254ZM258 163H259V162H256V164H258ZM67 164H66V165H67ZM72 164H73V163H72ZM82 164L84 165V163H82ZM256 164H255V166L258 167ZM259 164H261V163H259ZM259 164H258V165H259ZM63 165L66 166L64 163H63ZM73 165H74V164H73ZM78 165H79V164H78ZM67 166H68V165H67ZM74 166H75V165H74ZM69 167H71V166H69ZM77 167H78V166H77V164H76L75 168H77ZM84 167H85L86 170H87V167H86V166H84ZM13 168H14V169L11 168V170H14V171H15V167H13ZM73 168H74V167H73ZM82 168H83V166L81 167V171L83 172V170H85V169L82 170ZM158 168H159V167H158ZM78 169H79V168H78ZM155 169H156V167H155ZM17 170H18V169H17ZM17 170H16V172H17ZM158 170H159V169H158ZM226 170H228V169H226ZM74 171H75V170H74ZM76 171L79 172L80 169H79V170L76 169ZM76 171H75V172H76ZM78 172H77V173H78ZM82 172H81V173H82ZM84 172H85V171H84ZM84 172H83V173H84ZM156 172H157V170H156ZM77 173H76V174H77ZM79 173H80V172H79ZM79 173H78V175H79ZM81 173H80V174H81ZM160 175H161V174H160V172H159V175H158V176H160ZM229 176H230V175H229ZM229 176L226 177L227 180L224 179V180H226V181H225V184H226L227 182H231V181H233V180H231V179L233 178V176L231 175L232 178L229 177ZM162 177H164V176L162 175L160 178L162 179ZM163 179H164V178H163ZM228 179H229V180H228ZM164 180H165V179H164ZM164 180H162V182H163ZM230 180H231V181H230ZM201 181H202V179H201ZM234 181H235V180H234ZM234 181H233V182H234ZM236 181H237V180H236ZM237 182H238V181H237ZM237 182L234 183V184L236 185ZM231 183H232V182H231ZM231 183H230L229 185L232 186L233 184H231ZM162 184H163V183H162ZM227 184H228V183H227ZM164 185H165V184H164ZM199 185H200V187H201L202 182H200ZM199 185H198V187H199ZM225 186H226V185H225ZM200 187H199V188H200ZM202 187H204V186L202 185ZM202 187H201V188H202ZM226 187H227V186H226ZM229 187H230V186H228V188H229ZM196 188H197V187H196ZM199 188H198V192L201 190V189H199ZM228 188H227V189H228ZM174 189H176V188H174ZM174 189L172 188L171 190H174ZM203 189H204V188H202V190H201L202 192L200 191L201 193L194 192V190H196V189L191 190V191L193 192V194H192V192H191V195H192L191 197H192V198H190V197L188 198V195H190L189 191H184V192H183V191L180 190V191H181L180 195L182 194V192L184 193L183 196H180V197H179V199H181L180 202H179V199H178V197H177V196H179V194L176 193L177 191H175V190L172 191V194H173V192H175L176 195H177V196H176L175 193H174V195H175L176 198H177V200H176L177 203L179 202V205H181V207H179V208H180V209H179L180 211H181L182 208L185 207V206H186V207L188 206L187 208L193 209V208H196V206H199V205L201 204V202H202V204H205V202H206V203H207V204H205L206 207H205V205H203V206L200 205V206H202L203 208L205 207V210H207V213H205V217H202V218L206 219V221H207V218L209 217V215H211V216L209 217L210 220L208 219L209 222L207 221L206 224H205V220L202 219V220L204 221V224H200V223H203L202 220L200 219L201 216L199 217V215H201V214H200V211L203 210V209L200 210L201 207H200V208L198 207L199 210L196 208V210L199 211V213H196L197 211L194 212V209L191 210V213H190V211H189L188 209L183 208V209H186V210L188 211V213H186V214H187L186 217H187L188 215L192 214V215H190L191 218H189L190 216L187 217V218H188V222H190L191 219H192V223L189 225V226H192V227H190V228H189V227H186V230H187V228H189V229H188V231H185V228H182L183 224H179V223H182L184 220H186V221H184L183 223L187 222V218L185 217V219H184L183 221L176 220V219L179 217V213H175V214L173 213L174 215H176V216H178V217H175V218L173 217L174 219H172V220H175V221H173V222L170 220V221L172 222V225H173L175 222L178 221L179 223H178V222H177L178 224L176 223V227H177V225H179V227L181 226L180 228H181V229H184V231H185V232H182V230H179V231H181V232H179V233L177 232V233L179 234V236H178V238L175 237V238H177V239H175V241L177 240L176 242L180 244V245H178V248H179V246H181V243H184V246H182V247H183L182 250L185 249L184 251H185V253L187 254L188 252L190 253L191 251H193V248H194L193 245H196V244L199 243V242H200L199 245H201V246L203 245L202 241H199V240L196 238V236H194L195 233L197 234V233L199 232V230H200L202 227H208L209 230H210V232H211V230H214V229H215V231L217 230V233H215V231H214V233H215V235H216V238H218V240L215 239L214 234H212L214 237L211 235V238H210L211 240H210V241H212L211 243H212L213 246H214V243H213V242L216 241V243L219 244L220 247L224 248V249H222V248L219 249L218 245H215V246H217V248H218L219 250H222V251H220L221 254H222L223 251H224L223 254H224V255L226 254V255L224 256V257H225V260H226L227 258L231 257V254H232V251H230L231 249H229V248L231 247V245L234 246V245L231 244V243H230L231 245H228L227 241H228V242H231V241H232V243H235V246H236L237 243H238V241L240 240V237H239V235L237 234L236 236H232L231 238L226 239L225 242H224V241H219V239L224 240V237H221L220 234H219V236L221 237V238H220V237H218V235H217L218 232H220V228H219V226H218L217 219H215V215H216V213H218V211H216V210H219V213H224L228 208L225 207V208H227V209H226L225 211H223V210H224L223 207H224L225 205H228V206L230 207L232 204H227V203H226V196H225L226 194L221 193L220 195L223 196L224 198L219 199V198H221V197H220V195H219V196L217 195V196H218V197H217V198H218L217 202H216V200H213V201H215L214 203H216V204L219 203L220 206H221V204L223 203L224 206L222 205L223 207H222L221 209H219V205H218V206H213L212 200H211L210 198L207 197L209 194H206L207 196H206V195H201V194L207 193V190H206V189H204V190H206V192L203 193V191H204ZM229 189H230V188H229ZM169 190H170V188H169ZM177 190H178V189H177ZM180 191L178 190V192H180ZM196 191H197V190H196ZM195 193H197V194H195ZM194 194H195V195H194ZM170 195H171V193H170ZM193 196H194L195 198H193ZM210 196H211V195H210ZM167 197H168V196H167ZM182 197H184V200L187 202L188 205H185L186 202H185L184 200H182V199H183ZM214 197H215V196H214ZM214 197H213V195H212L211 198L214 199ZM172 198H173V199H172ZM174 198H175V197H174V196L172 197V195H171V197L168 198V200L170 201V199H171V200L175 201L176 198H175V199H174ZM217 198H216V199H217ZM196 199H197V200H201V202H200V201H197ZM168 200H167V201H168ZM195 200H196V203H197V202L199 203V205H198V203H197V204L194 203ZM169 201H168V202H169ZM176 201H175V203H176ZM182 201L185 202V203L183 202L184 205L181 204ZM190 201H194V202H193L194 205H193V204L190 205V204H191ZM171 202H172V201H171ZM208 202H209V203H208ZM235 203H236V202H235ZM195 204H196V205H195ZM209 204H210V206H208ZM214 205H215V204H214ZM234 205H235V204H234ZM237 205H238V204H237ZM207 206H208V207H207ZM238 206H239V205H238ZM238 206H237V207H238ZM209 207H210V208H209ZM215 207H217L218 209H216ZM253 207H254V206H251V207H249V209H246V207H241V206H240L241 210H242L243 212H245L244 215L247 216V217H248V216H249V217H252L253 213H256V212H254L255 209H254ZM231 208H233V207H231ZM235 208H236V207H234L233 209H235ZM240 208H239V209H240ZM209 209H210V211H211V210H215L216 213H215V211H213V212L211 211V213H209ZM222 209H223V210H222ZM229 209H230V208H229ZM237 209H238V208H237ZM252 209H253L254 211H253ZM205 210H204V211H205ZM221 210H222V211H221ZM250 210L253 212L252 214H251V211H250ZM256 210H257V207H256ZM180 211H177V212H180ZM182 211H183V210H182ZM204 211H202V213H204ZM192 212H194V213H192ZM183 213H185V210L183 211ZM183 213H182V214H183ZM189 213H190V214H189ZM214 213H215V214H214ZM241 213H242V212H241ZM260 213H261V211L259 212V214H260ZM180 214H181V213H180ZM206 214H207V215H206ZM249 214H250V215H249ZM257 214H258V213H257ZM80 215L83 216V214H80ZM171 215H172V214H171ZM174 215H173V216H174ZM184 215H185V214H183V216H184ZM84 216H85V215H84ZM180 216H181V215H180ZM202 216H203V214H202ZM242 216H243V215H242ZM245 216H244V217H245ZM254 216H255V214H254ZM256 216H257V215H256ZM80 217H81V216H80ZM181 217H182V216H181ZM181 217H180V218H181ZM206 217H207V218H206ZM213 217H214L215 220H213V222H211L212 219H213ZM244 217H243V218H244ZM247 217H245V218H247ZM167 218H168V217H167ZM180 218H178V219H180ZM182 218H184V217H182ZM245 218H244V219H245ZM82 219H83V218H82ZM169 219H171V217H170ZM244 219H243V223L246 221V219H245V220H244ZM165 220H166V219H164L163 221H165ZM189 220H190V221H189ZM84 221H85V223H86V220H85V219H84V220H81L80 222H83V223H84ZM166 221H167V220H166ZM75 222H76V221H75ZM75 222H74V223L71 222V223L74 224V225H76V226H78L77 224H79V222H78V223H75ZM88 222H89V221H87V225L89 224ZM94 222H96V224H97V221H93L92 223H94ZM210 222H211V223H210ZM230 222H233V220L231 219ZM241 222H242V221H241ZM64 223L66 224L65 227H66V226L68 227V226L71 224L69 221H68V222H64ZM67 223H69V224L67 225ZM85 223L82 224V225L85 226ZM92 223H91V224H92ZM114 223H115V222H114ZM166 223H167V222H165V224H166ZM207 223H210V224H207ZM234 223H235V222H234ZM239 223H240V222H239ZM243 223H241V226H240L239 224H238L239 226H238V225L236 226V224H235V226L238 228V230H239L240 227H241V229L243 230V228H242V227L244 226ZM72 224H71V226H73ZM80 224H81V223H80ZM80 224H79V225H80ZM96 224L94 223V225H96ZM101 224H102V223H101ZM101 224H99V225L101 226ZM116 224L119 225L118 223H116ZM121 224H122V223H121ZM162 224H164V223L162 222ZM162 224L160 225V227H162ZM165 224H164V226H166ZM186 224L188 225L189 223H186ZM186 224H184V227H185ZM230 224H233V223H230ZM245 224H246V222H245ZM60 225H63V226L60 227ZM60 225H59V226L57 225V226L60 227L59 229H61V231L57 229V228H58L57 226H53L52 229H53V228H56L55 230H58V232H61L60 234H62L64 230H65V231H68V230H66V228L64 227V224H60ZM87 225H86V226H87ZM97 225H98V224H97ZM97 225H96V227L91 225V227H93V229H94V227H95L96 229L99 228V231L102 229V230L104 231V234H105L106 236H108V237L111 236V238H112V236H113V235L115 236V234H114V233H112V235H111V234H107V233H106L107 231H108V233H110L109 231L112 229L113 232H117V231H114L115 228L113 229V228L109 227L110 225H107L109 228H111V229H109V230H106V229L104 230L103 228L100 229V227L97 226ZM102 225H103V224H102ZM112 225H113V223L111 224V226H112ZM199 225H201L200 228L198 227ZM202 225H203V226H202ZM242 225H243V226H242ZM80 226H81V225H80ZM107 226L105 225L104 227H107ZM114 226H115V225H114ZM114 226H112V227H114ZM120 226H121V225H120ZM120 226H118V229L120 228ZM174 226H175V224H174ZM91 227L88 228V226H87L88 229H86L85 227L82 226V230L85 228L84 230L88 232L90 229H92ZM102 227H103V226H102ZM121 227H122V226H121ZM160 227H159V229H160ZM176 227H175V228H176ZM179 227L176 228V229H174V230H178V229H180ZM70 228H71V227H70ZM76 228H77V227H76ZM78 228H80V227H78ZM125 228L128 230L129 227H125ZM163 228H165V229H169V228H168V224H167V228H166V227H163ZM173 228H174V227H173ZM173 228H171V230H173ZM196 228H197L198 232H195V233H192V232H191V233L193 234V236H191V233H190L189 230H190V229H193V230L196 231ZM198 228H199V229H198ZM62 229H64V230L62 231ZM72 229H75L74 226H73ZM72 229H71V230H72ZM80 229H81V228H80ZM93 229H92V230H93ZM96 229H95V230H96ZM122 229H124V226H123ZM241 229H240L239 231H241ZM245 229H246L247 231L250 230V229H248V227H247V228L245 227ZM245 229H244V230H245ZM55 230H53V232H54ZM77 230L80 231L79 229H77ZM82 230H81V231H82ZM92 230H90V231H92ZM97 230H98V229H97ZM97 230H96V231H97ZM124 230H125V229H124ZM127 230H126V231H127ZM162 230H163V229H162ZM162 230H160V231L162 232ZM246 230H245V231H246ZM50 231H51V229H50ZM65 231H64V235H65V233H67V232H65ZM90 231H89V232H90ZM93 231H94V230H93ZM96 231H94V232L96 233ZM99 231H97V232H99ZM103 231H100V232H102L101 235H98L100 232H99V233H96V234L92 232L93 234L97 235L96 237H95V236H94V237H91V235H93V234L90 232V233H89V234H90V236H89V238H90L89 244H91V240H93L94 242L101 241V240L104 241L103 238H105L106 236L104 237ZM121 231H122V230H121ZM121 231H120V229H119V232H120V233H121ZM128 231H129V230H128ZM128 231H127V233H130V232H131V230H130V232H128ZM156 231H158V230H156ZM166 231H167V230H166ZM166 231H165V232H166ZM191 231H192V230H191ZM245 231H244V233H243L242 231H241V232L245 235ZM53 232L51 231V233H50V232H48V233H50L49 235L52 236V235L55 234V233L52 234ZM55 232H57V231H55ZM87 232H86V233H87ZM119 232H117V233H119ZM134 232H135V231H134ZM163 232H164V231H163ZM174 232H175V231H174ZM188 232H189L190 234H189ZM250 232H251V231H250ZM250 232H249V235H251V237L249 236V238L251 239V242H252V239H253V240H254L253 243H255V244L258 245V246H260L261 243H264V242H262V241H260L261 243L258 242L259 237H257L256 235H255L256 237H254V236H253L254 233L252 232V233H253V234H252V233H250ZM117 233H116V234H117ZM132 233H133V231H132ZM132 233H131V234H132ZM153 233H154V232H153ZM156 233H157V232H156ZM211 233H212V232H211ZM242 233H241V234H242ZM58 234H59V233H56V235H58ZM135 234H138V233H135ZM157 234H158V233H157ZM241 234H240V236H241ZM243 234H242V237H243ZM247 234H248V232H247ZM49 235H47L48 238H50ZM56 235H55V236H56ZM62 235H63V234H62ZM62 235H61V236H62ZM66 235H67V234H66ZM132 235H133V234H132ZM208 235L210 236V233H209ZM208 235H207V237H208ZM55 236H53V237L50 238V239H51V240H52V239H53V240H58V239H57V236H56V237H55ZM114 236H113V239H110L111 241H113L114 238L117 239V237H118V235H116L117 237H114ZM120 236H121V234H119L118 239H120V240H124V241H125V239L120 238ZM138 236H139V234H138ZM246 236H247V235H245V237H246ZM54 237H55L56 239H55ZM192 237H193V238L195 237L194 239H195L196 241L198 240L196 244H195V241H194V239H193ZM233 237H234V238H233ZM245 237H243V238H245ZM58 238H59V237H58ZM60 238H61V237H60ZM65 238H66V236H65ZM87 238H88V236H87ZM92 238H94V239H92ZM109 238H110V237H109ZM109 238H108V239H109ZM212 238H214V241L212 240ZM247 238H248V237H246V239H247ZM249 238H248L247 240L250 241ZM260 238L262 239L263 237L260 236ZM50 239H49V240H50ZM61 239H62V238H61ZM116 239H115V240H116ZM141 239H142V236H141ZM192 239H193V241H194V244H192ZM237 239H239V240L237 241ZM246 239H244V240H246ZM263 239H264V238H263ZM53 240H52V241H53ZM85 240H86V239H85ZM85 240H82L81 244H82V243L84 244ZM87 240H88V239H87ZM87 240H86V242H87ZM106 240H107V238H106ZM106 240H105V241H106ZM134 240H135V241H139L140 239H138V237L135 238V235H134V239L132 238V241H134ZM102 241L99 242V243H102ZM105 241H104V242H105ZM108 241H109V240H108ZM108 241H106V243H107ZM124 241H122V242L124 243ZM150 241H151V240H150ZM175 241H174V244H175V246H177V244H176ZM210 241H209L208 244L206 243L207 247L209 246V247L207 248V251H209L208 249L210 248V246H212L211 243H210ZM233 241H234V242H233ZM242 241H243V239L240 240V245L243 244ZM49 242H50V241H49ZM86 242H85V243H86ZM126 242H127V241H125V243H126ZM144 242H146V241H144ZM144 242H143V243H144ZM147 242H148L147 244L149 245V244H150V243H149V240H148ZM257 242H258V243H257ZM99 243H98V244L95 243V244H96V245H99ZM130 243H131V242H130ZM133 243H135V242H133ZM201 243H202V244H201ZM204 243H205V242H204ZM259 243H260V244H259ZM81 244H80V246H81ZM83 244H82V245H83ZM87 244H88V243L84 244L83 246L86 247ZM89 244H88V245H89ZM103 244H104V243H102V245H103ZM144 244H145V243H144ZM144 244H143V245H144ZM147 244H145L146 246L144 245V247H147ZM151 244H152V243H151ZM151 244H150V245H151ZM209 244H210V245H209ZM221 244H222V245H221ZM238 244H239V243H238ZM255 244H254V245H255ZM92 245H93V242H92ZM100 245H101V244H100ZM125 245H126V244H125ZM150 245H149V246H150ZM182 245H183V244H182ZM240 245H239V246H240ZM256 245H255V247H253V246H252V247H253V248H258V246L256 247ZM263 245H264V244H263ZM263 245H262L261 247H259V249H260V248L263 249V248H264ZM80 246H79V247H80ZM90 246H91V245H90ZM127 246H129V242H127ZM172 246H174V245H172ZM175 246H174V248H176ZM197 246H198V244H197ZM197 246H196V247H197ZM203 246H204V245H203ZM235 246H234V247H231V248L233 249V248H235ZM81 247H82V246H81ZM85 247H84V248H85ZM140 247H141V246H140ZM144 247H141V248L144 249ZM225 247H226V249H225ZM237 247H238V246H237ZM86 248H87V247H86ZM199 248H200V247H199ZM204 248H205V247H204ZM204 248H203V247L201 248V249H203L202 251H204ZM211 248L213 249V247H211ZM179 249H180V248H179ZM201 249H200V250H201ZM250 249L253 250L252 248H250ZM180 250H181V249H180ZM182 250H181V251H182ZM194 250H195V249H194ZM198 250H199V249H198ZM200 250L197 252V253H199V254L196 253V255H194V256H197V255H198V257H195V260H196L199 264H228L229 261H230L231 263L233 262L232 264H236V263H239V262L242 264V262L244 263L243 260H245V259H246V261L249 260V259H247V258H244L245 255H242V256H243V257H242L243 260H242L241 258H239V259H241L242 262H241L240 260H239V262H238V261L236 262V261H234V259H233V255H232V258H230V259H232L233 261H231L230 259H227L228 261L225 262V261H224V258L221 257L223 254L220 256V255H219V254H220L219 252H218L219 254H218V255H217V254L214 255V257H213V253H214V252H210V251H209V252L212 254V256L210 255V253L207 254V253H206L207 251L205 252V254H203V255L201 256L202 252H201V254H200ZM205 250H206V248H205ZM210 250H211V249H210ZM215 250H216V249H215ZM254 250H255V249H254ZM256 250H257V249H256ZM196 251H197V250H196ZM196 251H194V252H196ZM211 251H212V250H211ZM213 251H214V250H213ZM216 251H217V250H216ZM225 251H226V253H225ZM227 251L230 252V256H228L229 253H228ZM50 253H51V252H49V254H50ZM79 253H81V252H79ZM79 253H78V254H79ZM183 253H184V252H183ZM185 253H184V254H185ZM189 253H188V254H189ZM192 253H193V252H192ZM203 253H204V252H203ZM227 253H228V255H227ZM1 254H2V252H1ZM78 254H77V255H78ZM184 254H183V256H184ZM194 254H195V253H194ZM74 255H75V254H74ZM80 255H81V254H80ZM199 255H200V257H199ZM2 256H5V255L2 254ZM50 256H51V254H50ZM226 256H228V257L226 258ZM52 257H53V256H52ZM55 257H56V256H55ZM185 257H187V255H186ZM240 257H241V256H240ZM246 257H247V255H246ZM53 258H54V257H53ZM56 258H57V257H56ZM5 259L7 260L6 256L3 257V260H4V261H6ZM246 261H245V262H246ZM6 262H8V261H6ZM64 262H65V261H64ZM64 262H63V263H64ZM235 262H236V263H235ZM247 262H248V261H247ZM247 262H246V264H247ZM59 264H60V263H59ZM64 264H66V262H65ZM229 264H230V263H229ZM244 264H245V263H244Z\"/></svg>",
  "mask_w": 264,
  "mask_h": 264
}]
</instances>
